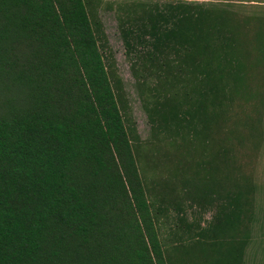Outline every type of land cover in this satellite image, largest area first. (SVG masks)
Wrapping results in <instances>:
<instances>
[{"label":"trees","instance_id":"1","mask_svg":"<svg viewBox=\"0 0 264 264\" xmlns=\"http://www.w3.org/2000/svg\"><path fill=\"white\" fill-rule=\"evenodd\" d=\"M90 3L0 0V264H205L208 249L212 264H243L254 185L243 161L234 180L225 169L235 147L256 151L263 138L264 16L231 3L122 4L152 141L168 147L158 167L187 183L200 209L218 203L207 226L187 223L172 260Z\"/></svg>","mask_w":264,"mask_h":264},{"label":"rangeland","instance_id":"2","mask_svg":"<svg viewBox=\"0 0 264 264\" xmlns=\"http://www.w3.org/2000/svg\"><path fill=\"white\" fill-rule=\"evenodd\" d=\"M132 0H91L90 9L101 23L104 32L102 53L104 54L105 63L107 65L110 79L118 82L119 92L126 104L125 117H129L134 124L135 132L139 137V148L142 152H147L148 167L145 171H141L145 186L149 188L151 194L149 200L157 219V229L162 245L165 250L169 251L173 259L176 257L175 247H180V240H187V223L189 221H197L199 216L200 225L207 226L213 215L216 213L217 204H209L200 209L198 204L191 202L187 196V183H180L179 177H171V172L166 168L161 169L158 165L165 162L163 157V147L168 148L165 144L152 141L151 125L148 116L143 108V104L136 88L135 79L130 68V60L125 53L124 43L120 31V17L122 15V4L131 2ZM164 1V0H157ZM174 1V0H170ZM198 1L207 4L216 3L218 6H226L231 3L232 8L240 15L259 14L264 16V0L259 3H252L249 0H185ZM233 3V4H232ZM242 3V4H241ZM131 123V124H132ZM262 131L263 138L258 150H251L245 146L244 149L236 148L231 151L233 156L230 157L229 168L225 169V173L229 172L232 180L235 178L232 166L239 165L243 161L245 169L252 175V184L254 185L253 202H254V220L251 224L250 242L245 248L243 255V264H264V110L262 113ZM165 143V142H164ZM157 144V146L155 145ZM158 148V150L156 149ZM159 151V152H158ZM167 151V150H166ZM168 151H173L171 148ZM183 151V150H182ZM168 154V153H167ZM168 155L176 161L177 154L171 152ZM187 157V156H186ZM156 163L150 168L149 165ZM183 174L187 177V161L185 162ZM232 165V166H231ZM228 178V179H229ZM154 182V183H153ZM227 182V180H226ZM200 184V187H204ZM225 184V183H223ZM209 185V184H207ZM226 190L231 189L233 183H226ZM208 203V202H207ZM191 204V205H190ZM159 210L160 212H157ZM183 245L187 247V241ZM208 248V247H207ZM225 245L219 246L224 249ZM186 250V249H185ZM174 251V253H173ZM209 257L205 264H212L215 259V253L208 249ZM213 255V257H212ZM178 264L177 262H172ZM187 264V257L184 258Z\"/></svg>","mask_w":264,"mask_h":264}]
</instances>
